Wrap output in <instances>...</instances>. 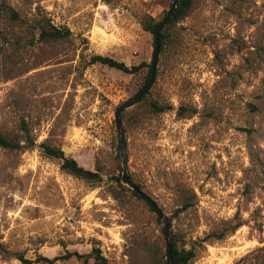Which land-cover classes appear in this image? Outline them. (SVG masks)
<instances>
[{"label": "rangeland", "instance_id": "obj_1", "mask_svg": "<svg viewBox=\"0 0 264 264\" xmlns=\"http://www.w3.org/2000/svg\"><path fill=\"white\" fill-rule=\"evenodd\" d=\"M0 1L18 14H0V134L24 145L27 128L35 144L0 147V264H94L70 255L94 248L108 264H166L164 227L122 182L115 125L147 69L91 59L151 64L143 21L173 0ZM41 17L71 35L40 40ZM167 34L151 91L122 115L130 176L189 264H264V0H194ZM42 144L102 181L64 172Z\"/></svg>", "mask_w": 264, "mask_h": 264}, {"label": "trees", "instance_id": "obj_2", "mask_svg": "<svg viewBox=\"0 0 264 264\" xmlns=\"http://www.w3.org/2000/svg\"><path fill=\"white\" fill-rule=\"evenodd\" d=\"M193 3H194V0H179L178 6L175 10L173 17L171 18L168 25L162 30L160 34V50H162L165 47V44L167 42V39H168L167 29L173 23L179 22L180 20L185 18L190 12ZM3 11H8L10 13V16L13 19H18V14L14 10L6 8L0 1V14ZM160 22L161 21H157L152 16H147L143 21V29L149 34H151L154 38L155 30ZM36 30L38 31L39 39L42 41L62 40V39L68 38L71 35V32L69 29L58 28L54 26L53 24H51V21L47 19L46 17H41L38 20ZM1 39H2V36L0 32V43H1ZM95 63L107 65L111 68H115L117 70L123 71L125 73H129V74H136V73H139L143 69H147V73L144 78V83L142 87L139 89L137 94H139L140 92L144 90V88L147 86L149 79H150L151 64L143 63L139 66L129 67L123 62H119L110 57L100 56V55L92 57L91 64H95ZM146 97H144L141 102H143L146 99ZM150 109L155 113H162L166 111V108L163 106H160L157 102L151 103ZM180 115L186 116L187 114L185 112H180ZM25 131H26L27 139H28L26 144L23 145L21 142L10 139L9 137L5 135L0 134V147L4 149H10V150H24V149L30 148L31 146H35L34 141L31 139L29 130L25 128ZM40 147L42 148L45 155L61 161V169L64 172L76 178L89 181V182H101L102 181L101 175L98 172H93L91 170L84 168L77 162L76 159L66 156L63 150L55 148V147H51L47 144H42ZM127 189L133 194V196L139 198V196L133 190H131L130 188H127ZM188 207H189V203H185L182 207V211L188 209ZM216 237H218L217 239H221L220 238L221 235L216 236ZM172 240H173L172 241V256H173L174 264H189V262L194 258L195 253L193 251L180 250L177 247L176 240L175 239H172ZM70 255L75 256L79 259L85 258L86 261L89 258L93 259L94 264H108L107 259L102 255L101 251L98 248H94L90 254L82 255V254L75 252ZM21 259H23V257H21ZM60 259H62V257H55L47 261H49L50 263H55L56 261H59ZM154 261L156 262V264H164L163 259L161 257L159 258L158 255L154 256Z\"/></svg>", "mask_w": 264, "mask_h": 264}, {"label": "water", "instance_id": "obj_3", "mask_svg": "<svg viewBox=\"0 0 264 264\" xmlns=\"http://www.w3.org/2000/svg\"><path fill=\"white\" fill-rule=\"evenodd\" d=\"M179 0H173L171 7L167 11L164 19L157 26L154 33V53L151 61V72L150 79L147 86L144 88L142 92L137 94L136 96L130 98L126 102H124L115 112V125L119 135L120 144H119V154L122 159V182L128 186L131 190H133L139 198L144 200L149 207L156 213L158 216V220L160 224L164 227L165 238H166V264H174L173 256H172V223L170 219L166 216L160 206L156 203V201L143 192L137 184L132 180L129 170H128V156L126 154L127 150V134L124 127V122L122 115L123 113L138 105L144 97H146L151 91L153 84L155 82L156 69L159 61L160 54V34L162 30L168 25L171 18L173 17L175 10L178 6Z\"/></svg>", "mask_w": 264, "mask_h": 264}]
</instances>
